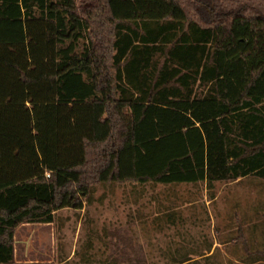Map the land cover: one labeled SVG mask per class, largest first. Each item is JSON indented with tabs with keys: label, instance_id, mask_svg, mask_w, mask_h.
<instances>
[{
	"label": "trees",
	"instance_id": "1",
	"mask_svg": "<svg viewBox=\"0 0 264 264\" xmlns=\"http://www.w3.org/2000/svg\"><path fill=\"white\" fill-rule=\"evenodd\" d=\"M248 177L264 181V0H0V264L17 227L94 185Z\"/></svg>",
	"mask_w": 264,
	"mask_h": 264
},
{
	"label": "rangeland",
	"instance_id": "2",
	"mask_svg": "<svg viewBox=\"0 0 264 264\" xmlns=\"http://www.w3.org/2000/svg\"><path fill=\"white\" fill-rule=\"evenodd\" d=\"M250 240L253 264H264L262 180L210 190L203 183H104L92 186L81 210H60L51 224L17 227L11 264H176L215 242L241 254L252 250L243 242Z\"/></svg>",
	"mask_w": 264,
	"mask_h": 264
},
{
	"label": "crops",
	"instance_id": "3",
	"mask_svg": "<svg viewBox=\"0 0 264 264\" xmlns=\"http://www.w3.org/2000/svg\"><path fill=\"white\" fill-rule=\"evenodd\" d=\"M244 243L248 244L251 246L252 250H243L241 254H236L235 251H229L228 249L226 250L225 247L228 245H231L230 243L227 244H221L215 242L214 245L212 246V249L209 251H204L203 254H198V255H192L188 256V258L184 259L185 263L184 264H189V263H208V264H226V263H231V264H239V262L243 263L245 262L246 264H253V241H243ZM235 243L236 242H231ZM217 248V250H216ZM225 249V250H224ZM248 255V256H247ZM246 257H249L247 259ZM243 261V262H242Z\"/></svg>",
	"mask_w": 264,
	"mask_h": 264
}]
</instances>
